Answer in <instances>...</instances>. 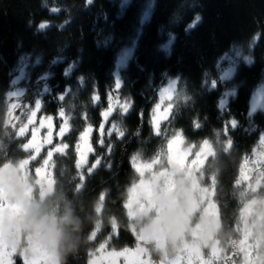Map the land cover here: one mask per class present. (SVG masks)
Wrapping results in <instances>:
<instances>
[{
  "label": "trees",
  "instance_id": "16d2710c",
  "mask_svg": "<svg viewBox=\"0 0 264 264\" xmlns=\"http://www.w3.org/2000/svg\"><path fill=\"white\" fill-rule=\"evenodd\" d=\"M53 7L61 10L51 12ZM122 7L123 0H93L90 4L87 0H0V166L27 156L20 147L27 137H16L10 128L4 127L8 93L24 62L31 63V93H36L34 87L39 83L38 88L44 91L47 85L49 90L38 91L42 94L39 118L54 115L59 126L61 109L70 118L71 131L63 138L70 145L69 154L54 157L56 183L53 194L46 198L52 207L59 206V214L65 201L70 203L81 223L76 250L63 258V264H89V253L112 231L110 217L118 221L119 236L109 241V250L135 247V236L129 230L132 221L123 207L129 189L139 181L130 158L137 152L149 158L163 143L161 137L152 134L149 118L158 101V91L169 78H181L173 93L179 97L175 118L170 125L167 119L162 122L169 134L182 129L188 141L199 143L205 138L214 140L215 131L221 130L227 120L234 118L239 123V127L230 130L233 147L224 152L216 146L217 159L206 165L204 177L207 183L212 173L217 174L215 200L222 224L221 244L226 248L229 235L233 239L238 237L235 227L243 189L235 187V181L243 158L252 156L264 132V113L258 112L252 120L248 117L251 96L264 78V0H131L125 11ZM197 16L200 21L189 28ZM41 22L50 26L38 30ZM170 40L171 49L164 50ZM133 44L134 54L122 71L119 95L121 100L130 98L132 103L130 113L122 116L120 124L127 135L121 141L113 134V167H99L77 193V137L86 123L99 128L101 112L110 102L109 91L116 92L118 54ZM237 52L242 58L250 57V61L242 59L235 75L221 79L230 64L223 58L236 56ZM44 76L46 79L38 82ZM211 80L217 81L215 88L205 83ZM96 93L98 102L92 100ZM181 93L190 96L191 101L184 103ZM225 93L234 94L225 97ZM61 94L63 100L58 99ZM221 98L227 100L223 113L218 107ZM115 117L109 120L107 128ZM196 119L202 124L199 129L193 128ZM137 130L138 136L134 135ZM97 133L94 132L93 141L99 139ZM108 139L105 136L106 142ZM93 146L96 154L105 153L98 143ZM94 158L92 154L88 157L90 161ZM37 163L33 161L32 165ZM105 190L108 195L103 226L92 241L88 237L96 221L94 206ZM142 223L136 222L137 230ZM151 256L154 260L160 258L154 250ZM15 261L22 263L20 257Z\"/></svg>",
  "mask_w": 264,
  "mask_h": 264
},
{
  "label": "snow or ice",
  "instance_id": "6c2138e0",
  "mask_svg": "<svg viewBox=\"0 0 264 264\" xmlns=\"http://www.w3.org/2000/svg\"><path fill=\"white\" fill-rule=\"evenodd\" d=\"M87 2L90 4L92 0ZM60 10L57 7L50 9L54 13ZM199 21L200 17L197 16L189 28L195 27ZM49 26L47 22H41L38 30ZM258 38L259 36L254 37L253 43ZM245 59L250 61V57ZM180 80L179 76L175 79L169 78L167 87L159 90L160 102L154 106L149 118L152 134L163 140L160 148L149 158H144L140 152L130 158V164L138 174L139 181L129 189V196L123 207L132 221L129 230L135 236V247H124L120 250L112 248L107 251V256L113 258V264L121 257L125 264H264V134L259 139L260 147L253 150V158L246 155L241 163L234 185L237 188L243 187L239 194L242 206L235 227L238 237L233 239L229 235L226 248L221 244L222 224L219 206L215 200L217 174L212 173L207 183L204 182V177L207 172L206 165L217 159L216 146L219 145L224 152L233 147L230 130L239 127V123L234 118L227 120L221 130L215 131L214 140L205 138L199 143L188 141L182 129H174L169 134L168 127H162V121L167 119L170 125L175 118L174 108L179 97L173 93ZM121 83L117 72V91ZM205 83L210 88L217 86L216 80ZM48 91L45 85L44 92ZM233 94L225 93V97ZM180 95L183 96L184 103L191 101L186 93ZM8 96L18 98L20 93L10 92ZM108 98L110 103L101 112L102 122L99 128L94 129L91 123H86L74 145L77 193L84 188L86 178L93 175L99 167H113V144L110 139L113 134L121 141L127 135L126 130L115 121L106 129L105 124L116 111L111 103L114 98L111 90ZM58 99L63 100L64 94ZM115 99L119 101V97ZM92 100L98 102L99 94H94ZM226 104L227 100L221 98L218 105L221 113ZM162 105L164 107L161 111ZM17 107V104H9L4 127L12 128L16 137H27L20 145L27 156L18 161L9 160L0 166V264H16V257L22 259V264H61L56 225L62 219L59 206L49 207L46 197L53 192L56 183L49 171L55 166L54 157L69 154L70 145L63 140L65 133L71 131L69 118L63 109L59 111L61 123L57 135L60 142L56 143L53 140L54 118L45 115L37 120L42 108L40 99H36L28 107L19 105L23 119L14 115ZM131 107L130 98H124L117 114L126 115ZM255 111L256 105L253 104L249 115ZM85 119L87 120L86 116ZM45 127L46 133L38 141L37 135ZM201 127L199 119L193 121L194 129ZM93 131L99 133L96 141H93ZM139 134V130L134 133L137 136ZM105 136L109 137L107 142ZM94 143L105 148V153L96 154ZM45 144L49 147L41 155ZM90 154L94 155V160L88 159ZM33 161L38 163L33 166ZM250 173H255V176ZM107 195L105 190L97 198L94 206L96 221L89 240H95L103 226ZM63 210L72 211L71 204L65 201ZM138 220L143 222L139 230L135 227ZM109 223L111 233L94 250L101 255L105 253L109 241L119 235L117 219L110 217ZM228 248L231 249L230 254ZM153 250L159 253L158 260L152 258ZM94 252L89 253V264H96L92 258Z\"/></svg>",
  "mask_w": 264,
  "mask_h": 264
},
{
  "label": "rangeland",
  "instance_id": "374dc122",
  "mask_svg": "<svg viewBox=\"0 0 264 264\" xmlns=\"http://www.w3.org/2000/svg\"><path fill=\"white\" fill-rule=\"evenodd\" d=\"M92 2H93V0H92ZM130 2H131V0H123V10L125 11V9L129 6V4H130ZM50 25V24H49ZM174 40V39H173ZM173 40L171 41H169L166 45H164V47H163V49L164 50H170L171 49V46H172V43H173ZM134 50H135V44H133L132 46H129V47H127L126 49H124L123 51H121L119 54H118V57H117V61H116V72H115V76H116V73L118 72L119 73V76H120V79H121V81H122V71L123 70H125L127 67H128V64H129V61L132 59V57H133V54H134ZM234 55H236V56H225L224 58H223V60L225 61V60H229V65H228V67L226 68V74H228L227 76H228V78H231L233 75H235V73H236V71H237V69H238V67H239V65H240V63L242 62V59L244 60V61H246L247 62V60L245 59V57H243L242 58V56L240 55V53L239 52H237L236 54H234ZM222 60V61H223ZM32 72H31V63L29 62V61H26V62H24L23 63V66H22V70H21V72H20V75L16 78V79H14V81H13V83H12V89H11V92H13V93H16V92H18V93H20V96L17 98L16 96H13V97H9L8 96V106H9V104H17L18 105V107H17V109L15 110V113H14V115L16 116V117H19V118H21V119H23V117L21 116V113H20V108H19V105H21V104H23L25 107H28V106H30V105H33V103H34V101L36 100V99H41V97H42V94H41V92H38V91H42V92H44L42 89H40V88H38V87H40V83L39 84H37L35 87H34V91H36V93H31V90L28 88V86L30 85V81L32 80ZM46 77L47 76H44L43 78H40L39 80H38V82L41 80V81H43V79H46ZM173 79H175V78H173ZM122 86H123V81H122V83H121V87H120V89L117 91L116 90V92H113L112 93V95H113V99H112V101H111V103H112V105H113V108L116 110V111H114L113 112V114L109 117V120L113 117V116H115L116 115V117L114 118V120L113 121H115V122H117L118 124H119V126H120V124H121V119L123 118L122 116H120V115H118L117 114V112L119 111V108H120V106H121V104L123 103V100H121V98H119V101H117V99H115L116 97H119V95H120V90H121V88H122ZM163 87H167V85L166 86H163ZM177 88V87H176ZM160 89H162V87L160 88ZM159 89V90H160ZM158 94H159V91H158ZM32 99V100H31ZM130 102H131V100H130ZM158 102H160V97L158 98V101H157V103ZM110 103V102H109ZM156 103V104H157ZM42 104V103H41ZM155 104V105H156ZM167 104V101H165L164 102V105H166ZM253 104H255L256 105V111L254 112V113H252L251 115H249V113L251 112V110H252V107H253ZM131 105H132V103H131ZM154 105V106H155ZM164 105H162V109H161V111L163 110V107H164ZM132 109V108H131ZM131 109L129 110V112L127 113V114H129L130 113V111H131ZM153 109H154V107H153ZM153 109H152V111H153ZM258 112H262V113H264V78L261 80V82H260V84H258V86L255 88V90H254V92H253V94H252V96H251V99H250V104H249V113H248V117H249V119L250 120H252L253 119V117L258 113ZM66 113V112H65ZM126 114V115H127ZM43 116H45V115H43ZM43 116L42 117H40L39 118V113H38V116H37V120H39V119H42L43 118ZM46 116H52L54 119H53V121H52V123H53V140H54V142H55V140L56 139H58L59 140V137H58V135H57V133H58V126H57V124H56V117L54 116V115H46ZM66 117L67 118H69V116L66 114ZM58 119H59V125H60V123H61V118L60 117H58ZM166 119H164L163 121H165ZM162 121V122H163ZM16 121H14V123H15ZM109 123V122H108ZM108 123H106L105 124V127L107 126V124ZM69 124H70V118H69ZM39 125H38V123H37V127H38ZM10 128V127H9ZM107 128V127H106ZM10 130L12 131V132H14V130L12 129V128H10ZM46 127L45 128H42V129H40V132L38 133V135H37V140L38 141H40L42 138H43V135L46 133ZM70 131H68V132H66L65 133V136L69 133ZM94 132L95 131H93V133H92V136H93V134H94ZM99 133H97V135H98ZM261 134H264V132H262ZM64 136V137H65ZM63 137V138H64ZM60 142V141H59ZM58 142V143H59ZM46 147H49V145H47V144H45L44 145V147L42 148V150H41V153L44 151V149L46 148ZM260 146H259V144H258V146L256 147V148H259ZM250 158H253L252 156L250 157ZM49 171L52 173V175H53V177H54V174H53V168H50L49 169ZM251 175H253V177L255 176V173H250ZM55 186V185H54ZM242 189H243V187H242ZM241 189V190H242ZM53 192H54V188H53ZM53 192L51 193V194H53ZM51 194H49V196L51 195ZM47 198V197H46ZM99 234V233H98ZM98 234H97V236H98ZM119 236V235H118ZM117 237V236H116ZM97 238V237H96ZM96 240V239H95ZM95 240H92V241H95ZM58 251H59V249H58ZM107 251H110L109 250V247H107L106 248V250H105V253L103 254V255H101V253H99V252H94V251H92V252H94V255H93V259L96 261V264H113V258H111V257H108L107 256ZM207 251V250H206ZM229 252H230V250H229ZM60 254V253H59ZM230 254V253H229ZM154 259V258H153ZM22 260V259H21ZM132 260V257H130V261ZM20 264H22V263H20ZM115 264H125V262H124V259L121 257L119 260H117V261H115Z\"/></svg>",
  "mask_w": 264,
  "mask_h": 264
},
{
  "label": "clouds",
  "instance_id": "9594fccd",
  "mask_svg": "<svg viewBox=\"0 0 264 264\" xmlns=\"http://www.w3.org/2000/svg\"><path fill=\"white\" fill-rule=\"evenodd\" d=\"M49 207L51 204L48 203ZM62 222L56 225V231L59 233L58 239V249L61 257V264H63V258L76 250L78 244L77 234L80 231L81 223L75 217L73 211L63 210L59 214Z\"/></svg>",
  "mask_w": 264,
  "mask_h": 264
}]
</instances>
